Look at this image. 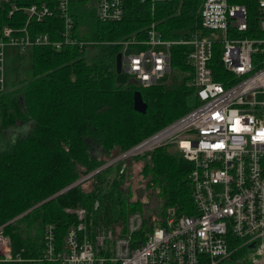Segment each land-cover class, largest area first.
<instances>
[{
	"label": "trees",
	"instance_id": "trees-1",
	"mask_svg": "<svg viewBox=\"0 0 264 264\" xmlns=\"http://www.w3.org/2000/svg\"><path fill=\"white\" fill-rule=\"evenodd\" d=\"M58 3L10 0L0 13V33L10 27L25 29L31 36L48 34L52 41H61L65 20L58 13ZM43 4L54 11L43 21L26 10ZM96 4L97 0H72L71 37L77 44L65 45L62 50L33 47L32 79L20 81L14 93L0 94V133L17 127L29 129L0 153V227L10 239L12 254L11 261L0 264H59L45 258L46 236L48 228L54 227L57 249L62 248L69 228L79 224L77 214L67 209L86 211L84 222L91 238L103 229L125 230L131 213L146 210L144 200L136 193L143 184L135 189L131 182L133 163L143 158L148 163L147 183L153 184L151 193L157 199L159 216L155 220L146 217L139 233L142 236L135 239L145 240L161 227L169 208L178 215L196 212L189 180L193 165L172 152L169 145L135 156L133 161L110 165L43 203L199 105L190 84L193 73L187 62V47L172 49L175 75L171 81L150 88L116 84L114 55L118 48L112 47L109 61L99 55L89 61L84 51L93 54L104 44L132 36L145 40L152 22L157 23L165 40L186 38L201 26V0H161L154 6L127 0L124 18L113 23L97 19ZM80 42L85 46L80 47ZM214 61L220 63L218 52ZM136 91L148 104L146 114L134 110Z\"/></svg>",
	"mask_w": 264,
	"mask_h": 264
},
{
	"label": "built area",
	"instance_id": "built-area-1",
	"mask_svg": "<svg viewBox=\"0 0 264 264\" xmlns=\"http://www.w3.org/2000/svg\"><path fill=\"white\" fill-rule=\"evenodd\" d=\"M71 1L58 3L65 20L61 41L10 27L0 33V93L8 44L56 50L77 44L71 37ZM140 1L154 6L161 0ZM9 2L0 0V13ZM126 6L127 0H97L96 17L102 23L118 22ZM26 10L40 21L54 14L47 4ZM198 14L201 26L186 38L165 40L152 22L145 40L132 36L102 45L119 49L123 71L143 88L165 78L170 82L173 47L189 49L190 84L199 105L121 158L171 146L193 165L189 180L196 212L178 215L169 208L163 225L142 240L135 236H142L147 220L143 212L131 213L125 230L110 229L91 238L86 211L70 210L79 224L69 228L61 249L54 241V227L48 228L46 259L59 264H264V0H201ZM3 232L0 227V262H7L12 260L11 242ZM246 251L249 263L241 259Z\"/></svg>",
	"mask_w": 264,
	"mask_h": 264
},
{
	"label": "rangeland",
	"instance_id": "rangeland-1",
	"mask_svg": "<svg viewBox=\"0 0 264 264\" xmlns=\"http://www.w3.org/2000/svg\"><path fill=\"white\" fill-rule=\"evenodd\" d=\"M95 1L96 0H94V2ZM87 45H88V47H91L90 44H86V46ZM84 46H85V44H84ZM81 49L83 50L84 48H81ZM112 49L113 48L110 46H100L97 48V50H95V52L93 54H90L89 52L84 51V56L89 61L95 60L96 58L93 57L95 55H99L97 57L106 56L108 58L107 61H109L110 60L109 54L112 51ZM132 52H133V50L129 51V53H132ZM3 54H4V70H3V87H4V90L0 94L14 93L21 86L20 81L27 83L32 79V72H33V70H32V64H33L32 48H22V47L14 46L12 44H8L7 46L4 47ZM115 58H116V54L114 55V66H115ZM174 75H175V73H174ZM131 80H133V76L131 74L125 72V71H122L116 77V84L117 85H126V84L130 83ZM166 81H168V78H165L163 83H165ZM16 129L17 128H15L14 130H16ZM23 130L28 131L29 129L23 128ZM25 133H24V135H25ZM24 135L21 133L15 137L13 134V130H11L10 132L7 131L4 134L0 133V153L7 150L13 143L17 142V140L21 139ZM144 141H141L138 145L142 144ZM134 147H132V148H134ZM132 148L128 149L126 152L130 151ZM170 150L173 152V148L171 146H170ZM126 152H124L123 154H120V156L117 159H114L115 160L114 162H112L113 161L112 160L111 165H115L118 162L126 163L129 161H133L134 157H123V159L121 158V156L124 155ZM145 153H147V152H145ZM145 153H143V154L141 153L138 156H142ZM146 162L147 161L145 160V158H143L139 162L133 163L134 164L133 165V167H134L133 174L134 175H133V179L131 182H132V186L135 189L136 188L138 189L140 187V185L143 184V186H141L136 192L137 195L141 196L145 202V209L146 210H143L142 212H143V215L145 217L154 218L155 216L156 217L159 216V210H158L159 206H158V202H157L156 197L151 193L152 188H153V184L147 183L148 180L146 177L148 175L149 169H148V165H147L148 163H146ZM124 167H126V165H124ZM90 175L91 174H89L88 176H90ZM88 176H86V177H88ZM82 179H84V178H82ZM86 180H84V181H86ZM146 184H147V186H146ZM70 210L76 211V210H80V209H67L66 211L68 212ZM108 230H110V229H103V230H100L98 233H104ZM247 252H249V251H246V253H244L241 256V259L242 260L245 259L249 263L251 261V258L249 257ZM227 264H236V263L235 262H229ZM238 264H243V263H238Z\"/></svg>",
	"mask_w": 264,
	"mask_h": 264
},
{
	"label": "water",
	"instance_id": "water-1",
	"mask_svg": "<svg viewBox=\"0 0 264 264\" xmlns=\"http://www.w3.org/2000/svg\"><path fill=\"white\" fill-rule=\"evenodd\" d=\"M115 69H116V72L117 74H120L122 71H123V68H122V54L118 53L116 55V58H115ZM131 84H135V85H138L137 81L135 79L131 80L130 81ZM134 110L138 113H141V114H146L147 113V110H148V104L144 101L143 99V96H142V93L140 91H136L134 93ZM115 160H113L112 162H114ZM112 162L106 164L105 166L99 168L98 170H96L95 172H93V174H91L90 176L88 177H85L84 179L76 182L75 184L71 185L70 187H68L67 189L61 191L60 193L56 194L55 196L51 197L50 199L44 201L43 203L47 202V201H50L51 199L57 197L58 195L68 191L69 189L79 185L80 183H82L84 180H86L87 178L95 175L96 173L104 170L105 168H107L108 166H110L112 164ZM41 203V204H43ZM41 204H39L38 206H40ZM36 206V207H38ZM32 210V209H31ZM30 210V211H31ZM253 247V245H252Z\"/></svg>",
	"mask_w": 264,
	"mask_h": 264
},
{
	"label": "crops",
	"instance_id": "crops-1",
	"mask_svg": "<svg viewBox=\"0 0 264 264\" xmlns=\"http://www.w3.org/2000/svg\"><path fill=\"white\" fill-rule=\"evenodd\" d=\"M15 128H10V129H6V130H4L3 132H1V134H4L5 132H10L11 130H13V134H14V136L16 137L18 134H23L24 135V133L26 132V131H24L23 130V128H21V127H17V129L16 130H14Z\"/></svg>",
	"mask_w": 264,
	"mask_h": 264
}]
</instances>
